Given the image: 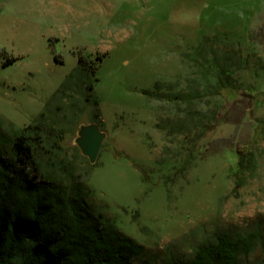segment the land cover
<instances>
[{
  "label": "rangeland",
  "instance_id": "374dc122",
  "mask_svg": "<svg viewBox=\"0 0 264 264\" xmlns=\"http://www.w3.org/2000/svg\"><path fill=\"white\" fill-rule=\"evenodd\" d=\"M204 42L240 65L219 95L197 101L206 129L196 143L184 124L178 138L193 159L182 171L177 160L157 163L165 141L156 118L176 105L142 92L155 81L184 88ZM80 56L101 57L93 91L106 136L96 162L76 144L93 124L88 112L76 117L65 100L47 116L65 129L61 158L96 213L156 262L264 227V0H0V132L30 124ZM237 145L250 155L240 171ZM243 263L262 264L259 243Z\"/></svg>",
  "mask_w": 264,
  "mask_h": 264
},
{
  "label": "trees",
  "instance_id": "16d2710c",
  "mask_svg": "<svg viewBox=\"0 0 264 264\" xmlns=\"http://www.w3.org/2000/svg\"><path fill=\"white\" fill-rule=\"evenodd\" d=\"M197 50L196 58H191L196 77L187 79L184 88L175 90L179 84L155 81L152 90L142 92L150 100L176 105L177 113L156 118L155 128L165 141L164 156L157 163L177 160L182 171L193 159L192 150L184 155L183 141L178 138L187 135L184 124L195 132L189 141L196 143L206 129L197 101L210 93L219 95L230 84V67L240 65L239 55L231 64L233 58L223 48L207 42ZM15 60L7 59L4 66ZM100 61V56L94 60L80 56L30 124L9 134L0 132V264H244L255 243H259L264 264V227L239 239L217 235L198 245L190 257L156 262L142 245L94 211L89 188L73 179L72 167L61 158L65 129L56 127L47 112L51 104L68 100L76 117L88 112L92 123L102 128L93 91ZM177 104L187 108L179 110ZM236 154L240 171L250 155L240 145Z\"/></svg>",
  "mask_w": 264,
  "mask_h": 264
},
{
  "label": "water",
  "instance_id": "95a60500",
  "mask_svg": "<svg viewBox=\"0 0 264 264\" xmlns=\"http://www.w3.org/2000/svg\"><path fill=\"white\" fill-rule=\"evenodd\" d=\"M105 136V133L95 123L79 128L76 144L81 154L88 159L90 164L96 162Z\"/></svg>",
  "mask_w": 264,
  "mask_h": 264
}]
</instances>
